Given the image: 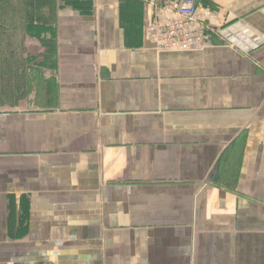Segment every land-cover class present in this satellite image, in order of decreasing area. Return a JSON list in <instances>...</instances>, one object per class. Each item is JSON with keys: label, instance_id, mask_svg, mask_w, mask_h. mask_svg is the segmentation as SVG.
Instances as JSON below:
<instances>
[{"label": "crops", "instance_id": "1", "mask_svg": "<svg viewBox=\"0 0 264 264\" xmlns=\"http://www.w3.org/2000/svg\"><path fill=\"white\" fill-rule=\"evenodd\" d=\"M199 2L219 20L185 50L150 40L158 0L2 19L22 30L0 54V264H264V0Z\"/></svg>", "mask_w": 264, "mask_h": 264}, {"label": "built area", "instance_id": "2", "mask_svg": "<svg viewBox=\"0 0 264 264\" xmlns=\"http://www.w3.org/2000/svg\"><path fill=\"white\" fill-rule=\"evenodd\" d=\"M217 20L218 12L201 6L199 0H172L155 5L147 32L160 50L198 48L207 43V32L215 31Z\"/></svg>", "mask_w": 264, "mask_h": 264}, {"label": "trees", "instance_id": "3", "mask_svg": "<svg viewBox=\"0 0 264 264\" xmlns=\"http://www.w3.org/2000/svg\"><path fill=\"white\" fill-rule=\"evenodd\" d=\"M166 1L170 0H158V4L161 5L165 3ZM204 6H207V2L205 0H202ZM210 7V6H208ZM212 8V7H211ZM27 22L28 24H25V31L27 34L36 37L42 45L46 48V53L53 54L55 52V36L54 31L52 27L49 24H32L31 20H29V15L27 14ZM31 18V17H30ZM2 19L0 18V54H15L19 52L20 47V35L21 32L20 28L16 26V24H1ZM12 27L11 31H7V27ZM210 33L209 31L207 34ZM10 37L8 40L7 38ZM7 40V42H6ZM7 59H3L1 62V68L3 69V66L5 67L6 77L4 79L6 80V85L11 84L12 81L19 83H23V80L21 77L12 78V69L14 66L12 64L7 63L5 66ZM22 62L16 63V67L20 68L22 67ZM1 69V70H2ZM5 75V74H4ZM3 82V78H2ZM22 86V84H21Z\"/></svg>", "mask_w": 264, "mask_h": 264}, {"label": "rangeland", "instance_id": "4", "mask_svg": "<svg viewBox=\"0 0 264 264\" xmlns=\"http://www.w3.org/2000/svg\"><path fill=\"white\" fill-rule=\"evenodd\" d=\"M5 1V0H4ZM4 1H2V0H0V18L1 19H3L4 21H6V20H8V13H9V11H15V12H17L18 11V0L17 1H15V2H13V3H15L14 4V7L13 6H11L12 8L10 9V7L9 6H7L6 5V8H4L3 9V7H2V3L4 2ZM19 14V13H18ZM18 14L16 13V15H15V19H13V20H16L17 21V24H16V26H18V20H17V18H18Z\"/></svg>", "mask_w": 264, "mask_h": 264}]
</instances>
